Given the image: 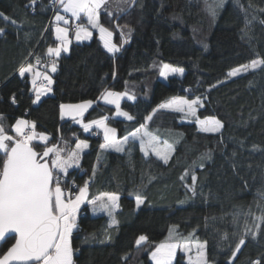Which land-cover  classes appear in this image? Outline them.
Instances as JSON below:
<instances>
[{
  "label": "trees",
  "instance_id": "1",
  "mask_svg": "<svg viewBox=\"0 0 264 264\" xmlns=\"http://www.w3.org/2000/svg\"><path fill=\"white\" fill-rule=\"evenodd\" d=\"M133 1L109 0L107 11L100 10V24L113 32L118 52L107 54L94 33L90 42L72 43L68 54L50 58L46 51L56 42L49 0H0V13L9 17L0 18V117L5 129L13 135L10 127L22 118L35 122L37 133L50 136L48 147L58 143L69 149L77 141L87 142L78 169L62 179V187L72 182L75 193L88 181V200L104 192L119 196L116 224L107 215L94 216L88 204L78 211L74 264H153L151 251L170 231L176 239L193 234L190 240L205 243L209 264L264 261V219H257L264 218V65L235 79L227 75L264 59V0H222L219 7L212 4L221 0H135L128 10ZM208 3L215 6L211 12ZM37 57L50 64L55 59L57 70L36 65ZM29 63L53 81L36 105L28 76L18 72ZM162 64L183 69V76L158 81ZM105 91L134 96L120 103V110L134 119L119 117L116 108L103 104ZM175 96L201 98L197 115L217 118L221 131L201 132L195 119L186 121L182 113L158 108ZM89 100L96 106L77 120L108 117L118 138L136 131L151 114L147 129L172 145L168 163L144 156L139 148L128 157L104 151L100 131L86 132L76 120L60 118L61 104ZM33 144L43 152L45 145ZM192 175L197 177L194 191ZM136 194L143 200L139 206ZM141 235L147 241L137 246ZM241 237L245 244L232 258ZM13 243L8 239L0 254ZM182 257L178 253L174 264H184Z\"/></svg>",
  "mask_w": 264,
  "mask_h": 264
},
{
  "label": "snow or ice",
  "instance_id": "2",
  "mask_svg": "<svg viewBox=\"0 0 264 264\" xmlns=\"http://www.w3.org/2000/svg\"><path fill=\"white\" fill-rule=\"evenodd\" d=\"M122 2H127V0H122ZM34 3L35 0H33ZM54 3H57L63 12L70 13L75 20H80L82 16L86 18L87 25L98 30L99 40L103 42V47L109 53L119 51L117 45L113 43V32L102 26L99 21L100 10L107 11L105 6L109 0H54ZM108 14L109 16L113 15L112 12H108ZM0 18L5 21L9 20V17L4 16L3 13H0ZM61 21L64 25L69 24V19L57 11L54 31L55 39L59 41V44L56 47H48L47 54L50 58H58L62 51H68V45L71 42L69 40V28L61 27L59 24ZM11 22L15 23L14 20ZM117 27L120 28L119 25ZM3 32L4 29L0 28V34ZM130 32L131 29H129ZM120 34L123 38L122 29ZM91 36L92 32L87 26L79 23L75 25L77 40H88ZM39 64L40 58L37 57V65ZM261 65H264V59H253L250 64L232 69L227 75L234 77L241 72H247L249 68L255 69ZM33 68L34 65L31 63L27 66L21 64L18 69L19 75L24 77L25 73H33L32 84L34 87L40 77L47 86L53 83L47 72H33ZM50 68L52 72L57 70L55 59L51 60ZM170 72H183V69L164 64L160 75L166 76ZM47 86L36 89V97L33 103L40 100L41 94L51 91V88ZM123 95L126 93L105 91L101 94L108 104L115 105L117 116L133 120L134 117L128 112L120 110V99ZM128 98L135 99L134 96ZM13 103H15L14 97ZM92 103L89 100L75 105L61 104V117L70 116L77 123H82L81 120H77V117H83ZM198 106H203L199 97L188 100L185 97L175 96L161 103L158 108L171 109L175 112L184 113L186 116L194 117L195 122L199 125V130L202 132H219L223 127L221 121L215 117L200 119L197 115ZM156 111L157 109H153V114ZM2 119L3 117H0V120ZM107 119L108 117L102 116L90 123H82L86 132L93 124L103 130L104 143L99 146L100 149L111 148L116 152H123L125 151L124 146L130 140H138L140 151L144 156H148L151 151L165 164L168 163L173 151L172 145L168 144L167 141L161 143L158 136L148 131L146 123H142L135 132L124 136L123 139H117V130L108 126ZM151 119V114L145 117L146 121ZM11 131L14 132V135H9L8 130L3 124H0V241L6 242L8 239H14V243L0 254V264H74L72 235L73 230L77 227V213L81 204L88 197L89 182L85 181L83 186H78V191L74 193L71 189L66 191L62 187L61 181L68 175L69 169L73 166H79L80 154L83 149L88 147V144L85 141H79L74 150L45 145L41 153L35 150L33 141L37 139L47 141L48 136L35 131V122L22 118L17 119ZM181 179L183 180L184 176ZM191 180L194 191L197 177L192 175ZM118 200L119 196L116 193L104 192L87 200V202L93 206L94 211L99 209L107 212L112 217V224H116L117 221L113 213L118 207ZM136 203L138 206L143 203L139 194H136ZM257 230H259V226H257ZM192 235L189 234V237ZM253 238H255V233H253ZM105 239H110V237L106 236ZM145 241H147V237L141 235L135 243L140 246ZM186 241L187 238H185V242L176 239L174 232L170 231L169 238L155 245V249L151 251L152 261L154 264H173L176 249L179 247L185 253H191L193 248L196 250L194 255H188L187 264H207L206 244L198 242L193 244ZM244 244L245 239L241 237L232 252V258L236 256ZM124 259H127V254ZM229 264H231V259ZM253 264H264V261L258 259Z\"/></svg>",
  "mask_w": 264,
  "mask_h": 264
},
{
  "label": "rangeland",
  "instance_id": "3",
  "mask_svg": "<svg viewBox=\"0 0 264 264\" xmlns=\"http://www.w3.org/2000/svg\"><path fill=\"white\" fill-rule=\"evenodd\" d=\"M212 5H215L216 7H219V5H221V2L220 3H214V4H212ZM215 6H211L209 3L208 4H206V7H207V9L209 10V12H211L212 11V9L214 8L215 9ZM98 40H99V38H97ZM99 42H100V44H101V47L103 48V50L107 53V54H109V55H112V53H109L107 50H105V48L103 47V42L102 41H100L99 40ZM118 52V51H117ZM250 64V63H249ZM163 65L164 64H162L161 65V68H160V72H159V74H158V76H157V80L158 81H166L169 77H182L183 76V74H184V71L183 72H176V73H168L166 76H161L160 75V73H161V71L163 70ZM171 66V65H170ZM172 67H174V66H172ZM240 67V66H239ZM261 66H259L258 68H255V69H252V68H249V70L247 71V72H241L239 75H237V76H234V77H229V79H235V78H237V77H239V76H242V75H244V74H247V73H249V72H252V71H255V70H257V69H259ZM175 68H178V67H175ZM236 68H238V67H236ZM235 69V68H234ZM195 99V98H194ZM201 99V98H200ZM130 100V99H129ZM190 100H192V99H190ZM201 101H202V99H201ZM86 102V101H85ZM203 102V101H202ZM81 103H84V102H80V103H75V104H81ZM75 104H73V105H75ZM200 107L198 106V108H197V110L199 109ZM166 110H170V111H172L171 109H166ZM182 114H184V113H182ZM185 115V114H184ZM186 116V115H185ZM60 118L61 119H64V120H69V119H72L70 116H64L63 118L60 116ZM186 121L187 120H189V119H195L194 117H191V116H186ZM147 122L148 121H145V123L147 124ZM196 123V122H195ZM81 125H82V123H81ZM196 125H197V127H198V130H199V125L196 123ZM12 127V126H11ZM93 129H96V130H98L97 128H93ZM99 131V130H98ZM149 131V130H148ZM200 131V130H199ZM220 131H221V129H220ZM219 131V132H220ZM135 132V131H134ZM149 132H151V131H149ZM202 132V131H201ZM219 132H204V133H208V134H216V133H219ZM151 133H153V132H151ZM154 134V133H153ZM160 139V141H161V143H163L164 142V140H162L161 138H159ZM36 141V140H35ZM35 141H33V142H35ZM102 141H104V140H102ZM168 143V142H167ZM168 144H170V143H168ZM171 145V144H170ZM75 146H76V143H75V145H74V147H72V148H69V150H74L75 149ZM125 147V151H123V152H116L114 149H111V148H109V149H104V151H111V152H116V153H120V154H123V155H125L126 157H128V156H130V154H131V152H132V150L134 149V148H139V150H140V145H139V141L138 140H136V141H132V140H130V142L127 144V145H125L124 146ZM60 148H63V147H60ZM148 155H153V156H155V154L154 153H152L151 151L149 152V154ZM171 156V155H170ZM156 157V156H155ZM158 158V157H157ZM170 158V157H169ZM159 159V158H158ZM161 160V159H160ZM79 164H80V160H79ZM79 167V166H78ZM78 167L77 166H73V168H71V169H69V172H71V171H74V170H77L78 169ZM74 198V197H73ZM87 199H88V197H87ZM87 199L85 200V202L83 203V204H81V206H80V209L83 207V205H85V204H88V205H90L88 202H87ZM90 200V199H89ZM140 205V204H139ZM79 209V210H80ZM90 209H91V211H92V213L94 214V215H98V214H100V213H98L97 212V210H93V206L92 205H90ZM116 210V209H115ZM115 210H114V213H115ZM102 212H104V211H102ZM101 212V215L103 214ZM105 213V212H104ZM107 213V212H106ZM114 213H113V215H114ZM78 214V213H77ZM108 214V213H107ZM78 216V215H77ZM108 217H109V219L112 221V217H110L109 215H107ZM187 238V241L186 242H189V243H203V242H200V241H198V240H190L189 238L190 237H186ZM182 242H185V239H183V240H181ZM205 244V243H204ZM195 248H193V251L191 252V253H185L181 248H180V253H181V255L183 256L182 258H181V260H182V262L184 263V264H187V257H188V255L189 254H191V255H194L195 254ZM205 256H206V247H205ZM175 259H176V256H175V258H173V264L175 263L174 261H175ZM207 261V260H206ZM207 264H209L208 262H207Z\"/></svg>",
  "mask_w": 264,
  "mask_h": 264
},
{
  "label": "crops",
  "instance_id": "4",
  "mask_svg": "<svg viewBox=\"0 0 264 264\" xmlns=\"http://www.w3.org/2000/svg\"><path fill=\"white\" fill-rule=\"evenodd\" d=\"M58 12L61 14V15H67V16H69V17H71V14L70 13H65V12H63V10H62V8H60V6L58 5ZM72 18V17H71ZM74 21H77V22H79L80 24H83V25H85V26H87L88 28H89V30L92 32V36H91V38H89L88 40H77L76 39V37H75V30H71V26L70 25H64V23L61 21V22H59V24H60V26L61 27H68L69 28V40L71 41L70 42V44L68 45V51H66V52H64V51H62L61 52V55H66V54H68V52H69V50H70V46H71V44L72 43H75V44H82V43H88V42H90L92 39H93V37H94V33H96V37L97 38H99V32H98V30L97 29H92L91 28V26L90 25H87V21H86V18H84L83 16L81 17V19L80 20H75V18H72ZM55 27H56V22H55V17H54V19H53V22H52V24H51V27H50V31H51V33H52V38H53V40L56 42V45L54 46V47H56L58 44H59V41H57L56 39H55ZM106 50V49H105ZM116 53V52H115ZM114 53H112V55H113ZM46 55L48 56V54H47V51H46ZM60 55V56H61ZM49 57V56H48ZM51 58H55V57H51ZM27 66V65H26ZM36 71H39V72H41V73H44L42 70H39V69H36V68H33V72H36ZM24 76H28V79H29V81H30V83H31V87H32V89H33V95H34V98H33V100H35V97H36V89L37 88H40V87H38V86H36L35 85V87L33 86V84H32V78H33V73H25V75ZM41 80H43L42 79V77H40V78H38L37 79V82H39V81H41ZM37 84V83H36ZM48 95V92H46V93H43V94H41V97H40V100L42 99V98H44L45 96H47ZM124 99H126V100H128L129 98H128V96L127 95H123L122 97H121V99H120V103L124 100ZM39 100V101H40ZM39 101L38 102H36V103H33V104H38L39 103ZM101 102L103 103V104H105V105H109V106H112V107H114V108H116L115 107V105H113V104H108L103 98L101 99ZM164 103V102H163ZM60 116H61V114H60ZM119 117H122V118H124V119H127L126 117H123V116H119ZM16 123V122H15ZM15 123L12 125V126H14L15 125ZM0 124H3L2 123V121L0 120ZM81 124V123H80ZM3 126L5 127V128H7L4 124H3ZM97 128L94 124L92 125V127L90 128V129H93V128ZM11 128L12 127H10V131H11ZM89 129V130H90ZM100 132H101V134H102V139H103V130L101 129V128H97ZM12 132V134L14 135V132L13 131H11ZM134 132V131H133ZM131 134V133H130ZM129 134V135H130ZM47 135V134H46ZM48 136V135H47ZM116 136H117V134H116ZM117 139H123V138H118V136H117ZM50 140V136H48V140L47 141H40L39 139H37L35 142H33V143H38V144H41V145H45L48 141ZM104 140V139H103ZM79 141H77L76 143H78ZM87 143V142H86ZM103 143H104V141H103ZM88 144V143H87ZM88 150V147L87 148H85V149H83V151L81 152V153H84V152H86ZM88 200V199H87ZM84 206V205H83ZM89 210L91 211V209H90V205H89ZM117 211V208H116V210H115V212ZM97 212L98 213H100V214H98V215H101V212H102V210H99V209H97ZM105 212V211H104ZM104 212H102L104 215H108L106 212L104 213ZM91 213H92V211H91ZM93 214V213H92ZM94 215V214H93ZM94 216H97V215H94ZM178 253H180V248L178 247L177 249H176V253H175V256L178 254ZM181 254V253H180ZM175 256H174V258H175ZM150 261L154 264V261H152V259H151V256H150Z\"/></svg>",
  "mask_w": 264,
  "mask_h": 264
},
{
  "label": "built area",
  "instance_id": "5",
  "mask_svg": "<svg viewBox=\"0 0 264 264\" xmlns=\"http://www.w3.org/2000/svg\"><path fill=\"white\" fill-rule=\"evenodd\" d=\"M49 5H50V7H51V9H52V18H53V17H55V15H56V12H57V9H58V4H57V3H54V0H49ZM64 16H65L67 19H69V24H68V25L71 26V30H72V31L75 30V25L78 24L79 22L74 21L71 17H69V16H67V15H64ZM53 19H54V18H53ZM62 22H63V21H62ZM79 24H80V23H79ZM49 64H50V61H44V62H40L39 66H40V67H45V66H47V65H49ZM36 65H37V63H36ZM36 86H38V87H45V86H47V85H46V82H45V81L41 80V81L37 82ZM47 87H50V86H47ZM69 189H71L72 191H73V189H74V186H73L72 182H69V183L67 184V187H66L65 190L68 191Z\"/></svg>",
  "mask_w": 264,
  "mask_h": 264
},
{
  "label": "water",
  "instance_id": "6",
  "mask_svg": "<svg viewBox=\"0 0 264 264\" xmlns=\"http://www.w3.org/2000/svg\"><path fill=\"white\" fill-rule=\"evenodd\" d=\"M134 4H135V0L131 3V5L129 6L128 10H130V9L134 6ZM96 103H97V101L93 102V103H92V106H91L90 108H88L86 111H88L89 109L95 107V106H96ZM78 118H80V117H77V119H78ZM53 146H57V147H58L59 144L57 143V144H55V145H53ZM50 147H52V146H50ZM13 235H14V234H13ZM4 243H5V242L0 241V247H1Z\"/></svg>",
  "mask_w": 264,
  "mask_h": 264
},
{
  "label": "bare ground",
  "instance_id": "7",
  "mask_svg": "<svg viewBox=\"0 0 264 264\" xmlns=\"http://www.w3.org/2000/svg\"><path fill=\"white\" fill-rule=\"evenodd\" d=\"M81 155V154H80Z\"/></svg>",
  "mask_w": 264,
  "mask_h": 264
}]
</instances>
